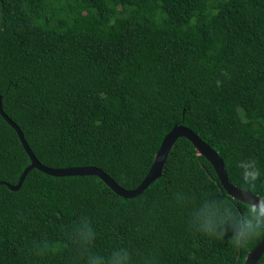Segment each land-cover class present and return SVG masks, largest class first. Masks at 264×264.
I'll list each match as a JSON object with an SVG mask.
<instances>
[{
	"label": "trees",
	"instance_id": "trees-1",
	"mask_svg": "<svg viewBox=\"0 0 264 264\" xmlns=\"http://www.w3.org/2000/svg\"><path fill=\"white\" fill-rule=\"evenodd\" d=\"M0 94L47 166H97L134 189L181 124L219 153L232 183L264 195V175L249 188L236 168L252 158L264 172V0H0ZM30 163L0 114V182L17 184ZM209 186L249 207L186 137L131 198L97 175L33 168L19 189L0 185V264H83L68 238L82 216L97 250L128 244L137 264L148 253L155 264H244L264 233L217 240L173 201L177 189L198 199Z\"/></svg>",
	"mask_w": 264,
	"mask_h": 264
},
{
	"label": "clouds",
	"instance_id": "clouds-1",
	"mask_svg": "<svg viewBox=\"0 0 264 264\" xmlns=\"http://www.w3.org/2000/svg\"><path fill=\"white\" fill-rule=\"evenodd\" d=\"M241 182L249 188L255 187L264 172L255 159H240L236 162ZM255 201L247 200L249 207L243 211L236 202H225L222 193L209 186L198 199L183 190L173 193L176 206L186 209L189 223L200 233L217 240H229L235 245H242L261 233H264V195H255ZM68 238L83 257V264H137V258L130 245L117 243L106 250H97L95 242L98 238L96 227L87 216H82L68 230ZM37 253L42 252L37 248ZM141 264H155V255L145 254Z\"/></svg>",
	"mask_w": 264,
	"mask_h": 264
},
{
	"label": "water",
	"instance_id": "water-1",
	"mask_svg": "<svg viewBox=\"0 0 264 264\" xmlns=\"http://www.w3.org/2000/svg\"><path fill=\"white\" fill-rule=\"evenodd\" d=\"M0 114L17 131L24 148L31 159V163L25 168L17 184L13 185L7 182H0V185L2 183L7 184L13 190L19 189L28 172L33 168H37L41 171H44L45 173L54 176L97 175L117 194L127 198L135 197L140 193H142L152 182H154L162 175L164 165L169 156V152L171 151L175 142L179 137H186L193 143L198 153L205 156L212 163L222 185L224 186V188L226 189L229 195L247 204H248L247 200L255 201V199H257L256 197L252 196V194L255 193L251 192L248 189H242L231 182V180L229 179V175L227 173L226 164L223 158L219 155V153L210 144L204 141L194 130H192L191 128L185 125L176 124L172 128V130L164 137L162 144L155 155L154 163L150 171L146 175L145 179L138 187L134 189H127L122 187L107 172H105L103 169L97 166L88 165V166L55 168L43 164L32 151L21 128L4 111L3 98L1 94H0ZM263 254H264V237L258 243V245L248 253L244 264H257L258 260Z\"/></svg>",
	"mask_w": 264,
	"mask_h": 264
}]
</instances>
